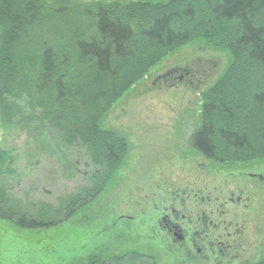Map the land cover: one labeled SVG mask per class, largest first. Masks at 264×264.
Segmentation results:
<instances>
[{"label":"trees","instance_id":"1","mask_svg":"<svg viewBox=\"0 0 264 264\" xmlns=\"http://www.w3.org/2000/svg\"><path fill=\"white\" fill-rule=\"evenodd\" d=\"M62 24L81 30L62 34ZM193 43L229 59L200 95L188 149L217 164L262 162L264 0H0V124L52 133L83 153L95 177L92 188L66 201L61 218L12 211L0 190V221L25 232L49 230L104 194L129 151L124 135L103 127L105 117L154 67ZM241 102L259 117V142L236 121ZM15 161L0 150V177L17 175ZM112 259L96 256L89 264Z\"/></svg>","mask_w":264,"mask_h":264},{"label":"rangeland","instance_id":"2","mask_svg":"<svg viewBox=\"0 0 264 264\" xmlns=\"http://www.w3.org/2000/svg\"><path fill=\"white\" fill-rule=\"evenodd\" d=\"M140 1L144 0H77L84 4ZM62 25V34L81 30L79 26ZM201 45L179 48L105 117L103 127L124 135L129 151L104 194L72 221L49 230L25 232L0 221V264H89L96 256L101 260L113 258L108 264H199L195 251H177L169 244L171 236L156 230L153 211L157 202L152 194L166 195L167 189L179 190L185 185L195 188L198 183L225 190L230 179L237 188L241 179L229 177V171L264 170V160L261 168L241 163L211 167L204 165L200 156L188 157V138L197 120L200 95L222 74L229 59ZM169 74L172 76L165 77ZM236 116L240 127L259 142L260 121L255 111L241 102ZM0 150L16 159L17 175L0 177L4 206L12 211L46 217L60 212L57 218H61L66 201L94 185V169L83 153L65 147L48 131L24 132L0 124ZM258 230L247 240L252 243L248 255L256 258L263 247ZM175 251L177 256H170ZM241 253L245 252L239 248L238 255ZM165 257L172 258L167 263Z\"/></svg>","mask_w":264,"mask_h":264},{"label":"flooded vegetation","instance_id":"3","mask_svg":"<svg viewBox=\"0 0 264 264\" xmlns=\"http://www.w3.org/2000/svg\"><path fill=\"white\" fill-rule=\"evenodd\" d=\"M187 151L188 157L199 156L190 149ZM200 157L204 165L225 166ZM249 165L261 168L262 162ZM236 171H229V177L241 179L237 188L231 185L230 179L229 188L225 190L196 183L195 188L185 185L179 190L167 189L166 195L152 194L157 202L153 211L156 230L161 229L166 237L171 236L169 244L177 251H195L200 257L199 264H258L264 258V170L259 173L244 172L243 169H239V173ZM199 185L202 188H198ZM256 230L259 243L263 245L257 258L248 255L247 251L252 244L250 240L247 242L248 237ZM239 248L245 253L238 255ZM177 251L170 256H177ZM171 258L165 257V262L168 263ZM239 259L242 261L239 262Z\"/></svg>","mask_w":264,"mask_h":264}]
</instances>
